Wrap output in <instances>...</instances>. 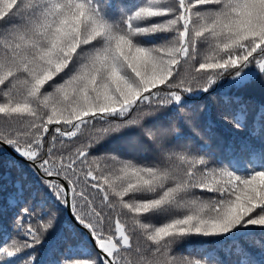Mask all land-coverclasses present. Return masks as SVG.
I'll list each match as a JSON object with an SVG mask.
<instances>
[{
  "label": "snow or ice",
  "instance_id": "1",
  "mask_svg": "<svg viewBox=\"0 0 264 264\" xmlns=\"http://www.w3.org/2000/svg\"><path fill=\"white\" fill-rule=\"evenodd\" d=\"M7 149L0 264H264V0H0Z\"/></svg>",
  "mask_w": 264,
  "mask_h": 264
},
{
  "label": "trees",
  "instance_id": "2",
  "mask_svg": "<svg viewBox=\"0 0 264 264\" xmlns=\"http://www.w3.org/2000/svg\"><path fill=\"white\" fill-rule=\"evenodd\" d=\"M255 96L257 100L260 99L258 92L255 93ZM112 147H113L112 145H105L100 150L101 151L111 150ZM13 157H15L16 159H20L19 157L15 156V153H13L11 149H7V151H5L4 153H0V160L5 159V158H13ZM21 163H23L22 160H21ZM201 244H202V238L193 237L191 238L190 242L181 245L179 248V251L185 252V253L190 252L193 255H198L199 252L202 251Z\"/></svg>",
  "mask_w": 264,
  "mask_h": 264
}]
</instances>
